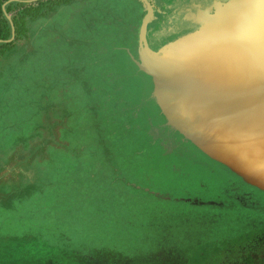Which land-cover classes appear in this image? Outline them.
Returning <instances> with one entry per match:
<instances>
[{"label":"rangeland","instance_id":"1","mask_svg":"<svg viewBox=\"0 0 264 264\" xmlns=\"http://www.w3.org/2000/svg\"><path fill=\"white\" fill-rule=\"evenodd\" d=\"M37 1L45 0L2 6L12 37L0 44L20 51L4 57L0 48V264H173L162 251L180 259L174 264H264V194L187 144L172 152L156 137L151 144L148 84L122 87L121 112L94 75L91 96L74 94L71 82L61 89L70 73L49 39L53 24L32 23L29 44L15 36L18 9L5 11ZM148 1L149 46L191 30L189 7ZM131 4L144 15L138 0ZM97 130L104 146L94 142Z\"/></svg>","mask_w":264,"mask_h":264},{"label":"water","instance_id":"2","mask_svg":"<svg viewBox=\"0 0 264 264\" xmlns=\"http://www.w3.org/2000/svg\"><path fill=\"white\" fill-rule=\"evenodd\" d=\"M139 72L166 126L245 185L264 193V0H214L185 21L195 30L152 50L148 0Z\"/></svg>","mask_w":264,"mask_h":264},{"label":"trees","instance_id":"3","mask_svg":"<svg viewBox=\"0 0 264 264\" xmlns=\"http://www.w3.org/2000/svg\"><path fill=\"white\" fill-rule=\"evenodd\" d=\"M6 1L9 0H0V41L9 40L12 37L10 24L3 16L2 6ZM19 1L27 2L29 0ZM132 1L133 0H45L42 2L37 1L35 6L29 5L22 9H19V7L23 6L20 5V3H10L6 6L5 11L10 13L18 9L15 18L13 17L15 36L26 37L29 44L35 43L34 40H36L35 36L29 33V28L32 23L47 21L45 22L46 26L53 24L51 27H48L49 29L47 30L50 32L49 39L55 41L58 46V54L67 61L65 71L70 73L67 77L69 81L60 80L61 89L64 91L67 89L66 87L69 89L67 82H71L70 84L74 90V94L78 95L76 92L82 91L81 95L86 94L91 96L90 88L92 84L90 77L94 75L97 81L102 82V85L100 83V87L102 86L106 90H112V93L106 95V102L108 103L111 100H115L113 103L119 105L117 110L121 112L122 102L126 100L124 94L121 92V90H123L122 87L132 80L148 84L150 88H148L146 91L147 94H145L144 97L145 103L148 105L151 104V111L147 116L149 121L153 124L150 125L148 129V135L152 141L151 144L154 142L153 137H156L160 140L161 144L164 145V152H172L174 147L182 144L193 147L190 143L184 142L178 133L166 126L165 119L162 117L154 100L151 98L152 84L150 78L139 72L131 59V56L137 59V37L140 22L143 17L141 13L135 14V8L131 4ZM88 3L89 6L86 7ZM75 4H77V8L72 11V6ZM80 5L85 6L84 11L80 9ZM72 12L74 14L71 17ZM53 16H55L54 20H52L53 18L50 19ZM150 46L152 50L159 48L151 44ZM0 48L4 56L12 50L15 51L17 47L13 48L12 44H0ZM123 65H127L129 71L119 72V67L122 68ZM61 94L60 97L62 98ZM91 110V114H95L96 116L98 113L97 108L94 107L91 108ZM110 116L112 115L110 114ZM96 135L97 136L94 137V142H96L99 147H101V145L104 146L105 142L103 139H99L98 130ZM19 142L21 143V140H19ZM193 148L200 153L195 147ZM200 154L204 156L202 153ZM205 158L211 161L207 157ZM236 178L239 179L238 177ZM239 181L242 185L247 186L240 179ZM109 184L111 187H116L113 191L118 189V186H114L113 181H109ZM123 186L126 187L127 190L130 188L128 185ZM167 254H169V252H157V255L162 257L167 256V259L172 261L173 264L175 262H180L178 257L172 260ZM178 255L182 254L178 252L173 254V256ZM244 263L247 264L249 261H244Z\"/></svg>","mask_w":264,"mask_h":264},{"label":"flooded vegetation","instance_id":"4","mask_svg":"<svg viewBox=\"0 0 264 264\" xmlns=\"http://www.w3.org/2000/svg\"><path fill=\"white\" fill-rule=\"evenodd\" d=\"M204 2H207V1H209V0H203ZM218 1H221V2H224L225 0H218ZM211 2H213V0L211 1ZM174 3H176V5L178 6V9H184V8H186V7H189V10H191L192 12H193V14H196V12H197V7L195 6V5H193L192 3H191V1H189V0H174ZM205 6H202V7H200V8H204ZM183 24H187V23H185V22H183L182 23V25ZM188 24H190V23H188ZM192 25V24H191ZM175 26V24L172 26V27H174ZM196 29V27L194 26V25H192V28H191V30H189V31H187V32H185L184 34H186V33H188V32H191V31H193V30H195Z\"/></svg>","mask_w":264,"mask_h":264}]
</instances>
